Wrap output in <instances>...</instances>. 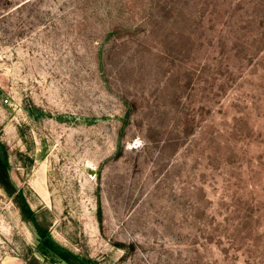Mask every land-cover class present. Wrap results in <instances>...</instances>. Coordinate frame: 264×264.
<instances>
[{"label":"rangeland","instance_id":"374dc122","mask_svg":"<svg viewBox=\"0 0 264 264\" xmlns=\"http://www.w3.org/2000/svg\"><path fill=\"white\" fill-rule=\"evenodd\" d=\"M0 264H264V0H0Z\"/></svg>","mask_w":264,"mask_h":264}]
</instances>
